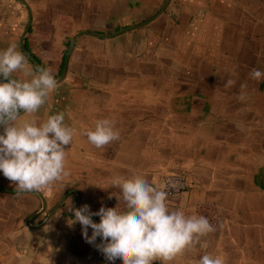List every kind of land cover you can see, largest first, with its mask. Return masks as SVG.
I'll list each match as a JSON object with an SVG mask.
<instances>
[{"label": "crops", "instance_id": "obj_1", "mask_svg": "<svg viewBox=\"0 0 264 264\" xmlns=\"http://www.w3.org/2000/svg\"><path fill=\"white\" fill-rule=\"evenodd\" d=\"M9 43L58 82L21 119L63 112L74 134L51 186L18 192L0 172V264H110L68 209L123 211L111 179L133 174L161 190L180 175L169 210L215 229L171 264H264V78L249 76L264 72V0H0ZM102 118L120 135L96 148L83 131Z\"/></svg>", "mask_w": 264, "mask_h": 264}, {"label": "clouds", "instance_id": "obj_2", "mask_svg": "<svg viewBox=\"0 0 264 264\" xmlns=\"http://www.w3.org/2000/svg\"><path fill=\"white\" fill-rule=\"evenodd\" d=\"M249 76L259 81L264 72L253 69ZM57 84L49 67L33 68L15 43L0 49V172L14 183L18 192L47 188L68 174L65 146L71 145L74 132L64 122V113L49 115L42 121L21 119L39 112ZM234 84V80L228 79L225 87ZM245 87L241 85L242 89ZM238 99L244 101L246 94L242 91ZM83 135L91 145L103 148L118 140L120 134L114 121L102 118L95 121L94 128L85 129ZM111 187L119 189L116 198L118 204L124 205L123 211L102 205L92 212L87 204L68 209L72 213L69 227L79 222L89 244L99 237L101 242L95 246L110 264L117 260L121 264H171L200 237L215 231L204 216L170 211L167 192L143 176H114ZM93 216L100 218L98 223ZM198 264L224 261L220 256L205 254Z\"/></svg>", "mask_w": 264, "mask_h": 264}, {"label": "built area", "instance_id": "obj_3", "mask_svg": "<svg viewBox=\"0 0 264 264\" xmlns=\"http://www.w3.org/2000/svg\"><path fill=\"white\" fill-rule=\"evenodd\" d=\"M161 183L162 189L167 192V195L179 194L188 186L187 182L178 174L165 176Z\"/></svg>", "mask_w": 264, "mask_h": 264}]
</instances>
